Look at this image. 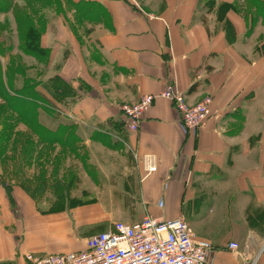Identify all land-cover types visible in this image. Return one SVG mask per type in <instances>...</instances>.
Listing matches in <instances>:
<instances>
[{"label": "crops", "instance_id": "obj_1", "mask_svg": "<svg viewBox=\"0 0 264 264\" xmlns=\"http://www.w3.org/2000/svg\"><path fill=\"white\" fill-rule=\"evenodd\" d=\"M143 2L65 0V13L87 23L81 44L61 18L59 33L51 29L43 39L55 52L50 67L57 66L73 90L67 112L119 133L128 154L157 157L158 171L147 178L133 155L117 170L128 194L141 199L126 206L129 212L139 218L183 215L210 241L208 264H264V0ZM88 61L99 70L96 81ZM169 83L189 104L212 98L201 127L187 129L174 101L161 97ZM147 94L155 100L138 131H130L121 106ZM100 174L105 181L112 173L102 168ZM3 197L0 189L5 207ZM29 242L22 223L0 224V262L21 264Z\"/></svg>", "mask_w": 264, "mask_h": 264}, {"label": "rangeland", "instance_id": "obj_2", "mask_svg": "<svg viewBox=\"0 0 264 264\" xmlns=\"http://www.w3.org/2000/svg\"><path fill=\"white\" fill-rule=\"evenodd\" d=\"M8 1L10 8L0 12V43H3L0 73L4 84L15 80L17 86H21L24 77L32 79L49 102L45 104L42 100V105L37 108L40 121L51 127L58 122L73 126L66 142L41 141L36 126L27 122L29 127L17 113L6 108L0 86V140L7 142L5 150L0 151V189L6 203L5 207L0 203V224L22 223L23 235L30 238L28 253L37 256L80 250L86 237L108 229L114 220L139 219L140 215L129 212L132 209L126 206L136 205L141 199L128 194V182L122 181L117 173L119 168L125 169L126 158H131L132 154L118 144L116 136L119 133L111 129L105 133L97 122L82 123L69 116L65 100L72 98L73 90L58 74L61 70L55 65L50 67L55 52L44 44L43 38L51 29L54 34L59 33L61 28L56 20L62 19V28H67L79 45L80 32L87 23L78 13L73 16L65 13V0H60L61 6L57 9L48 0L49 6L43 10L38 6L43 0ZM138 1L144 3V0ZM39 11V15H43L40 18L43 24L38 27L43 29L40 43L47 51L37 57L27 51L29 48L24 49L21 31L28 27L26 17L39 21ZM86 65L87 72L96 81L99 70L91 61ZM86 139L91 141L90 147L85 143ZM102 168L112 173L108 180L102 178ZM14 186L19 187L15 195ZM159 200L160 206L164 207V198L161 196ZM26 220H36L38 224L31 226ZM104 223L107 226L98 228ZM28 253L21 255V264H27Z\"/></svg>", "mask_w": 264, "mask_h": 264}, {"label": "built area", "instance_id": "obj_3", "mask_svg": "<svg viewBox=\"0 0 264 264\" xmlns=\"http://www.w3.org/2000/svg\"><path fill=\"white\" fill-rule=\"evenodd\" d=\"M161 97L174 101L187 129H197L210 115L211 97L194 106L188 105L184 93L173 83L167 84ZM154 100L155 95L147 94L136 103L121 106L130 131H138ZM132 155L144 178L158 171L154 154L133 151ZM229 248L242 256L237 242H231ZM211 249L210 241L199 237L183 215L165 218L145 214L135 221H114L107 230L86 237L80 250L42 256L28 253L26 261L27 264H208Z\"/></svg>", "mask_w": 264, "mask_h": 264}, {"label": "trees", "instance_id": "obj_4", "mask_svg": "<svg viewBox=\"0 0 264 264\" xmlns=\"http://www.w3.org/2000/svg\"><path fill=\"white\" fill-rule=\"evenodd\" d=\"M45 1H47V3H44ZM59 1L60 0H51L49 2L53 3L54 7L57 9L59 6H61V1L60 2ZM49 2L48 0H43L42 1L43 4L38 5L40 6L39 9L43 10L44 7L49 6ZM10 3L8 0H0V12L7 11L10 8L9 7ZM75 7H76V11L81 13L80 10L82 8L77 4H75ZM40 11L37 12L38 15L40 14ZM42 17L43 15H39L38 22H35L34 19H32L31 17H26L28 21L27 22L28 27L26 30L21 31L22 43H23L22 45L24 49L29 48L28 50L27 49L26 50L29 51L30 54L37 57H39L40 55H42L44 52L47 51L46 48L41 47V43H40V37L43 33V29H40L38 27L39 25L43 24L40 23L41 22L40 18ZM18 22L21 21L18 19ZM19 26L21 27V23H19ZM1 49H3V43H0V50ZM2 81L3 79L1 72L0 86L3 89L1 88L0 89L2 90V96L7 109L9 110L11 109L12 112L17 113V115L20 117L22 122H25V124L28 122L29 124H31V126L34 127L36 126V129H38L37 135L41 141L53 140L59 142H66V140L69 138V132L71 131L70 127L72 124L58 122L54 127H51L45 125L40 121L39 110H37V108H39L40 105H42L41 102L42 100L45 104H49V102L46 96L38 88H36L35 86L36 83L32 79L28 77H24L21 86H17L15 80L8 81L7 85H5L4 81L3 82ZM29 124L28 126L30 127ZM13 143H15V140L13 141ZM6 145L7 142L2 143L0 140V151L5 150L4 148ZM105 226H107V224L104 223L99 225L98 228ZM104 230H107V228H105Z\"/></svg>", "mask_w": 264, "mask_h": 264}]
</instances>
